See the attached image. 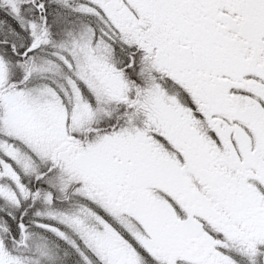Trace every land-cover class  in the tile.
<instances>
[{
    "label": "snow or ice",
    "instance_id": "6c2138e0",
    "mask_svg": "<svg viewBox=\"0 0 264 264\" xmlns=\"http://www.w3.org/2000/svg\"><path fill=\"white\" fill-rule=\"evenodd\" d=\"M0 264H264V0H0Z\"/></svg>",
    "mask_w": 264,
    "mask_h": 264
}]
</instances>
